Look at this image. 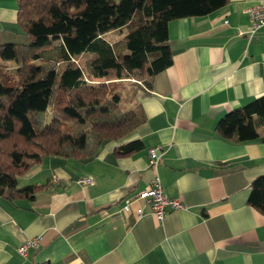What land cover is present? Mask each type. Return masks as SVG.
Segmentation results:
<instances>
[{"label":"crops","instance_id":"1","mask_svg":"<svg viewBox=\"0 0 264 264\" xmlns=\"http://www.w3.org/2000/svg\"><path fill=\"white\" fill-rule=\"evenodd\" d=\"M259 1L228 0L169 24L173 62L137 92L136 130L88 160L46 158L20 177L21 186H44L32 200L0 197V264H264V215L248 203L264 175V137L237 143L215 131L264 95V26L248 34V10ZM20 31L17 0H0V40ZM131 142L141 147L117 153ZM155 175L186 205L162 222L139 198ZM36 237L39 248L20 256Z\"/></svg>","mask_w":264,"mask_h":264},{"label":"trees","instance_id":"2","mask_svg":"<svg viewBox=\"0 0 264 264\" xmlns=\"http://www.w3.org/2000/svg\"><path fill=\"white\" fill-rule=\"evenodd\" d=\"M228 0H17L20 33L0 40V197L34 199L19 178L48 157L88 160L143 122L135 98L172 65L169 24L207 16ZM128 27L123 41L106 33ZM225 140L264 137V95L227 113ZM131 142L117 151L133 153ZM248 203L264 215V175Z\"/></svg>","mask_w":264,"mask_h":264},{"label":"built area","instance_id":"3","mask_svg":"<svg viewBox=\"0 0 264 264\" xmlns=\"http://www.w3.org/2000/svg\"><path fill=\"white\" fill-rule=\"evenodd\" d=\"M250 18L249 38H253L257 31L264 26V0H260L256 5L248 10ZM240 32V35H243ZM159 148H153L149 152V165L156 168L161 160V155L158 154ZM85 182V181H84ZM88 182V180H86ZM139 198H145L151 206L152 213L158 221L162 222L169 211H179L186 209V205L179 198H171L165 192L158 175H155L151 187L139 194ZM141 214V213H140ZM40 246V238H32L18 247L20 256H27L30 250L38 249Z\"/></svg>","mask_w":264,"mask_h":264},{"label":"rangeland","instance_id":"4","mask_svg":"<svg viewBox=\"0 0 264 264\" xmlns=\"http://www.w3.org/2000/svg\"><path fill=\"white\" fill-rule=\"evenodd\" d=\"M129 29L130 28L125 27L122 30H114V31H111L109 33H106L103 36V38L106 39V40H108V41H111L113 43L119 42V41H123L125 35L129 32ZM20 180H21V182H20V186H21L24 183L22 181V178H20Z\"/></svg>","mask_w":264,"mask_h":264}]
</instances>
